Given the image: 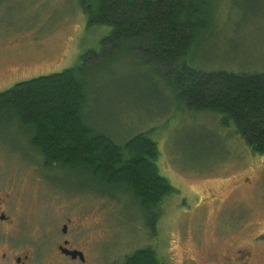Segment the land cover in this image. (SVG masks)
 Returning a JSON list of instances; mask_svg holds the SVG:
<instances>
[{
	"label": "rangeland",
	"instance_id": "374dc122",
	"mask_svg": "<svg viewBox=\"0 0 264 264\" xmlns=\"http://www.w3.org/2000/svg\"><path fill=\"white\" fill-rule=\"evenodd\" d=\"M209 2L213 16L181 64L263 72L264 0ZM87 21L80 0H0V92L95 52L87 57L86 123L119 143L150 132L160 172L177 190L154 215L144 213L129 193L104 188L87 173L44 167L30 136L0 115V201L9 218L0 221V248L58 256V264H122L145 247L165 264H215L250 248L251 264H264V238L255 239L264 229V153H253L219 114L190 109L144 45H103L112 27ZM63 237L85 261L57 252Z\"/></svg>",
	"mask_w": 264,
	"mask_h": 264
},
{
	"label": "trees",
	"instance_id": "16d2710c",
	"mask_svg": "<svg viewBox=\"0 0 264 264\" xmlns=\"http://www.w3.org/2000/svg\"><path fill=\"white\" fill-rule=\"evenodd\" d=\"M209 1L80 0V4L89 26L112 27L103 37V45H144L147 54L163 66L162 72L176 80L179 96L190 109L219 114L226 125H235L253 153L263 154L264 71H204L180 62L195 35L213 16ZM94 53L86 52L74 67L23 80L1 91L0 115L16 121L30 136L44 167L87 173L104 188L129 193L144 213L154 215L177 190L160 172L157 141L145 131L119 143L85 121L87 57ZM155 222L149 225L153 232ZM122 264L165 263L156 250L145 247L126 255Z\"/></svg>",
	"mask_w": 264,
	"mask_h": 264
},
{
	"label": "flooded vegetation",
	"instance_id": "af4514ba",
	"mask_svg": "<svg viewBox=\"0 0 264 264\" xmlns=\"http://www.w3.org/2000/svg\"><path fill=\"white\" fill-rule=\"evenodd\" d=\"M5 215L6 218H2L1 215ZM0 221H9V218L4 213L2 202L0 201ZM72 222V218L68 217L67 222L64 225L68 226ZM264 238V229L261 230L256 236V240H262ZM57 252L61 254L62 256L66 258L73 259L71 255L65 254L62 251V247L68 248L70 250H75L76 248L71 246V241L68 239V237H63L57 244ZM80 250V249H78ZM237 253L234 255V257H228V261L226 260L224 263L222 262H214L215 264H251V260L254 254L253 249H239L236 251ZM42 256V255H41ZM33 257L31 255V250L27 249L25 252H21L19 250H14L11 247L6 248H0V264H57L61 261L59 257H52L44 255L43 257ZM42 259H41V258ZM51 258H55V260H52ZM75 260H79L78 258ZM59 261V262H58ZM195 264H203L200 262H195Z\"/></svg>",
	"mask_w": 264,
	"mask_h": 264
},
{
	"label": "water",
	"instance_id": "95a60500",
	"mask_svg": "<svg viewBox=\"0 0 264 264\" xmlns=\"http://www.w3.org/2000/svg\"><path fill=\"white\" fill-rule=\"evenodd\" d=\"M2 218H6V216L3 214L1 215ZM63 232L66 233L67 232V225H64L63 227ZM62 251L65 253V254H68V255H71V257L73 259H77L79 258L81 261H85L86 260V257H85V254L82 250H78V249H75V250H70L68 248H64L62 247L61 248Z\"/></svg>",
	"mask_w": 264,
	"mask_h": 264
}]
</instances>
